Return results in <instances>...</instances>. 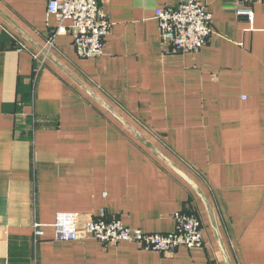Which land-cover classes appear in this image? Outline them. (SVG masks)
<instances>
[{
    "label": "crops",
    "instance_id": "0c3cea01",
    "mask_svg": "<svg viewBox=\"0 0 264 264\" xmlns=\"http://www.w3.org/2000/svg\"><path fill=\"white\" fill-rule=\"evenodd\" d=\"M197 1L213 20L200 51L161 38L156 9L182 0H99L111 32L82 59L73 29L49 45L47 0H0V264H264V3L250 26L234 0ZM178 212L199 219L203 248L53 229L60 213H104L168 234Z\"/></svg>",
    "mask_w": 264,
    "mask_h": 264
},
{
    "label": "built area",
    "instance_id": "2783aa9c",
    "mask_svg": "<svg viewBox=\"0 0 264 264\" xmlns=\"http://www.w3.org/2000/svg\"><path fill=\"white\" fill-rule=\"evenodd\" d=\"M234 1L236 15L244 17L253 26L256 20L254 6L264 3V0ZM47 7L48 17H55L58 23L50 46H53L54 37L73 29L78 57L99 59L104 55L106 37L111 32L112 23L99 0H47ZM155 19L159 22L163 42L177 53L200 51L207 45L212 33V14L197 0H182L177 8L156 9ZM174 220L177 226L175 233L151 234L125 227L117 218L107 220L104 213L83 225L78 223L77 214L60 213L53 229L56 241L75 242L85 238L94 239L103 245L132 243L159 254L174 253L181 247L190 250L204 247L199 219L177 213ZM33 228L36 242L45 237L46 231L42 224H35Z\"/></svg>",
    "mask_w": 264,
    "mask_h": 264
},
{
    "label": "trees",
    "instance_id": "16d2710c",
    "mask_svg": "<svg viewBox=\"0 0 264 264\" xmlns=\"http://www.w3.org/2000/svg\"><path fill=\"white\" fill-rule=\"evenodd\" d=\"M30 124H31V118L28 117V118L25 120V124H24V125H21V126H19V127H20V129H21V128H25L26 126H29ZM178 213H180V212H178ZM175 226H176V222H175ZM176 230H177V226H176L175 231L172 232V233H175ZM147 233H148V232H147ZM151 234H153V233H151ZM168 234H170V233H168ZM204 246H205V245H204ZM195 249H197V248H195ZM195 249H194V250H195ZM189 250H190V249H189Z\"/></svg>",
    "mask_w": 264,
    "mask_h": 264
},
{
    "label": "rangeland",
    "instance_id": "374dc122",
    "mask_svg": "<svg viewBox=\"0 0 264 264\" xmlns=\"http://www.w3.org/2000/svg\"><path fill=\"white\" fill-rule=\"evenodd\" d=\"M196 217V216H195ZM197 218V217H196ZM198 219V218H197ZM201 223V222H200ZM202 229H203V226H202Z\"/></svg>",
    "mask_w": 264,
    "mask_h": 264
}]
</instances>
